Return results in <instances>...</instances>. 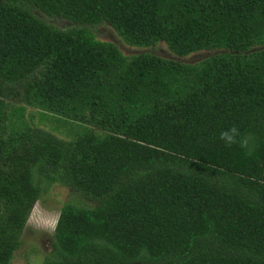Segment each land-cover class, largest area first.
<instances>
[{
  "label": "trees",
  "instance_id": "16d2710c",
  "mask_svg": "<svg viewBox=\"0 0 264 264\" xmlns=\"http://www.w3.org/2000/svg\"><path fill=\"white\" fill-rule=\"evenodd\" d=\"M102 23L214 52L127 55ZM233 125L246 148L220 138ZM52 183L93 203H64L42 264H264V0H0V264Z\"/></svg>",
  "mask_w": 264,
  "mask_h": 264
},
{
  "label": "rangeland",
  "instance_id": "374dc122",
  "mask_svg": "<svg viewBox=\"0 0 264 264\" xmlns=\"http://www.w3.org/2000/svg\"><path fill=\"white\" fill-rule=\"evenodd\" d=\"M35 13L52 25L59 28H68L73 25L69 20L59 16H48L39 10ZM96 37L101 40L116 43L124 54L130 55L143 51L152 52L165 58L175 59L176 61L196 64L210 56L214 51H199L189 56H177L173 54L164 42H160L154 47L141 48L127 44L118 34L116 29L108 23H102L96 26H89ZM16 101V100H15ZM25 119L33 124L47 129L54 130L62 137L71 138L75 131L71 125H60L53 118L45 116L43 111L38 108L27 107ZM74 201L82 204L93 203L88 198L75 195V192L68 186L61 183H52L43 185V194L37 202L30 216L28 225L21 237V247L15 251L10 264H42L47 256L52 252V234L55 227L52 222L58 220V216L64 203Z\"/></svg>",
  "mask_w": 264,
  "mask_h": 264
},
{
  "label": "clouds",
  "instance_id": "9594fccd",
  "mask_svg": "<svg viewBox=\"0 0 264 264\" xmlns=\"http://www.w3.org/2000/svg\"><path fill=\"white\" fill-rule=\"evenodd\" d=\"M220 138L225 141L227 146H232L236 143H239L242 148H246L248 146V139L241 135L238 127L235 125L228 130L222 131L220 133ZM51 226L55 227V222H52Z\"/></svg>",
  "mask_w": 264,
  "mask_h": 264
}]
</instances>
